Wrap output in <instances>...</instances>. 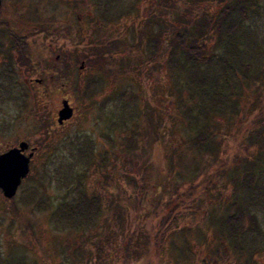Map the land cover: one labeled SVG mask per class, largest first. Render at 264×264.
Segmentation results:
<instances>
[{"label": "rangeland", "instance_id": "1", "mask_svg": "<svg viewBox=\"0 0 264 264\" xmlns=\"http://www.w3.org/2000/svg\"><path fill=\"white\" fill-rule=\"evenodd\" d=\"M91 1L78 0L77 5L85 9L86 2ZM116 1L127 4L133 0H115L114 6ZM151 1V10L158 13L165 28L169 25L170 31L178 27V15H187L184 13L187 0ZM231 1L199 0L194 11L215 13L221 5ZM257 3L258 6L246 10L252 20L245 21L244 26L252 36L264 38V0ZM3 5L20 29L34 25L30 18L23 17L27 13L40 16L39 22L44 26L47 21L61 29L64 21H76V7L68 0L64 3L61 0H5ZM147 6L145 0L135 1L126 14L127 20H123L127 27L122 30L119 20L107 29L105 51L98 62L86 60L87 69L83 73H79L78 62L74 65L62 59L66 63L60 69V76L65 79L58 84L54 81L47 84L53 78L52 73L41 61L45 48L51 43L42 30L29 34L33 39L30 43L36 55L33 58L36 69L25 59L18 60V52L10 51L9 42L0 40L3 45L0 75L13 71L12 85L8 86V79L0 77V152L20 140L38 147L16 194L7 199L0 190V264H202V260L208 264H264V168L263 181L253 194L258 192L259 195L251 200L242 199L243 208L248 209L257 224V229L244 231L242 236H250L249 240L258 235L255 242L258 251L249 260L232 248L228 250V246L220 257L212 252L216 247L223 249L219 243L225 241L221 235L225 232H220L217 217L235 212L227 206L234 201L235 193L228 179L235 174L236 167L239 166V175L247 161L255 160V148L246 149L249 132L259 128L256 112L250 106V95L237 106L236 113L216 118L222 131L219 158L222 163L226 162V167H222L215 186L208 192L195 190L192 197L186 198V187L198 180L193 182L192 178L201 175V164L209 155L204 156L186 143L178 144L188 140L195 131L183 125L175 99L177 95L186 96V105L191 107V114L197 116L200 100L196 99L195 106L188 102V95L164 69V58L146 61L140 55L142 48L139 53L133 50L132 54L123 48L117 50L115 57L121 69L108 68L105 62V58L113 56L115 41L130 42V28L146 25ZM60 44L69 54L72 45L63 40ZM206 44L209 50L221 52L222 42L220 46L219 36L214 32L208 33ZM130 64L134 68H128ZM51 65L54 68L55 64ZM43 72L50 76L44 77ZM35 78L44 79L48 94L33 82ZM94 79L98 91L84 95L82 89ZM252 91L253 86L249 94H253ZM65 97L76 107V113L61 126L57 123V111ZM145 102L155 108L157 119L162 120L168 131L158 142L141 136L143 146L135 155L136 151L132 153L128 149V139L138 130H144ZM261 102H264V91ZM173 150L183 154L181 161ZM79 151L90 160L87 157L76 161L74 155ZM106 155L108 165L99 164ZM235 156L242 163L235 162ZM132 161L137 163L134 168L130 165ZM215 170L216 167H211L206 172ZM75 174L80 176L78 185L89 196L100 197L99 217L89 227H74L58 211L59 204L71 201L77 194L71 179ZM130 178H134L133 186L129 184ZM113 200H121L124 214L115 210L113 216Z\"/></svg>", "mask_w": 264, "mask_h": 264}, {"label": "trees", "instance_id": "2", "mask_svg": "<svg viewBox=\"0 0 264 264\" xmlns=\"http://www.w3.org/2000/svg\"><path fill=\"white\" fill-rule=\"evenodd\" d=\"M3 1V0H2ZM114 1L110 0L113 9ZM135 1L128 2L129 7L135 5ZM188 4L184 7V13L189 15H178L177 28H165L154 10H148L145 17L146 25L143 28L137 26L130 28V42L117 40L113 44V56L106 59L108 68L121 69V63L117 61L115 53L117 50L125 51L128 54L134 50L135 53L140 52L146 61H156L157 58H164L163 67L171 75V79L176 81L177 85L187 94V101L197 105L196 99L200 100V105L197 108V115L191 114V107L186 105V96H176V108L178 107L180 118L183 119L184 124L195 134L188 140L179 141L178 144L186 143L188 146L194 148L201 154L209 155L207 160L201 164L200 176L192 178L194 184L186 187L184 197H192L195 190L201 189V192H208L210 188L214 187L215 181L221 175L222 167H226V162L222 163L219 158V150L221 145L220 121L217 117L224 118L225 115L237 112V106L251 98L250 106L256 112L258 117L257 126L259 128L252 129L249 134V144L246 146L248 150L254 147V159L247 161L242 166L238 175L236 172L228 181L234 186L235 193L233 194L234 201L230 202L229 209H234L233 214L217 217V224L221 235L225 241L220 242V247L212 251L217 257L225 254L226 250L238 252L240 256H247L246 259H251L252 255L256 253L257 246L255 242L259 239L258 235H254L249 240L248 237L242 236L244 231L257 229L254 216L243 208L242 199L251 200L256 195L254 192L263 181L261 172L264 168V102H261V95L264 91V38L252 36L244 26V22L252 17L246 13V10L251 7L258 6L257 0H233L231 2L221 5L215 13L207 10L194 11V7L199 0H187ZM117 2V1H116ZM192 11V12H191ZM194 11V12H193ZM257 14L259 11H256ZM157 13V14H156ZM198 16V17H197ZM212 31L219 36V45L222 42L221 52H213L208 49L206 44L208 33ZM254 38L255 40H251ZM251 44V45H250ZM220 45V46H221ZM250 47V50L248 48ZM98 46L97 57H101L104 47L100 49ZM112 48V46H111ZM10 51L16 50L18 52V60L20 58L28 65L36 69L34 59L31 52V45L27 43H13L9 46ZM100 49V50H99ZM108 49V46H107ZM129 49V50H128ZM132 49V50H131ZM3 50V45L0 44V51ZM142 63H145L144 61ZM21 61V60H20ZM42 64L46 63L45 68H50L52 73L58 71L66 63V61H47L43 59ZM39 61V63L41 64ZM51 63L55 64L54 68ZM76 63V62H75ZM128 68H134V65H128ZM220 71V72H219ZM13 71L7 70L3 72L6 75L0 77L8 79L9 84H13ZM1 73V72H0ZM65 77L54 76L53 80L56 84ZM90 84L82 89L84 95H92L97 92L96 81L90 80ZM253 94H249L248 90L252 89ZM12 87V86H11ZM10 90V89H9ZM96 90V91H94ZM92 91V92H91ZM10 92V91H9ZM48 94V90L45 91ZM145 125L143 132L138 130L132 137L128 139V149L137 155V151L143 145L140 143L141 136H148L154 142L160 141L168 129L160 121L155 108L145 102L143 111ZM173 153L178 156L179 161L184 157L182 153L173 150ZM84 152L79 151L74 159L76 161L89 156ZM73 156V157H74ZM235 162H239V157H234ZM253 158V156H252ZM93 157H91V160ZM90 160V159H89ZM105 157L99 164L104 165ZM263 162V163H262ZM91 162H89L90 164ZM242 163L241 161L238 163ZM132 168L136 167L137 163L130 162ZM211 167H216L215 172L207 173L206 170ZM168 168V165H167ZM173 166H171V169ZM170 170V168H169ZM168 171V170H167ZM260 173V174H259ZM179 174V173H178ZM180 179L183 177L178 175ZM72 185L77 194H74L73 199L67 200L59 204L58 211L65 220L69 221L74 227L94 225L100 213V197L98 195L89 196L86 191L79 186L80 176L75 174L72 178ZM112 184V183H111ZM130 186L134 185V178L129 180ZM163 186V184H161ZM145 187V186H144ZM244 190L246 193H239ZM238 191V193H237ZM173 195V194H172ZM263 196L261 193L260 197ZM240 197V200L238 198ZM69 201V202H68ZM119 201L112 202L113 216L117 213L124 214L125 207ZM222 202L223 199H222ZM46 203H50L48 199ZM65 203V204H64ZM44 204V203H43ZM55 215V212L51 214ZM89 227V226H88ZM178 237L179 234L176 233ZM181 236L186 237L185 231L181 232ZM255 245V246H254ZM228 246V247H227ZM183 252V249L181 250ZM185 253V252H184ZM202 264H208L206 260H202ZM241 264V263H238Z\"/></svg>", "mask_w": 264, "mask_h": 264}, {"label": "flooded vegetation", "instance_id": "3", "mask_svg": "<svg viewBox=\"0 0 264 264\" xmlns=\"http://www.w3.org/2000/svg\"><path fill=\"white\" fill-rule=\"evenodd\" d=\"M63 3L67 0H61ZM69 3L72 4V7H76L74 9L75 11V18L76 21L72 22L69 20H66L62 23L64 26L63 29L60 27H54L51 24H48L47 21L45 23V26L42 25L40 16L35 13L32 14H25L23 17L30 18L33 22H31L32 26L20 29L17 25L15 18L13 19L11 17L10 11L6 12L7 8L3 3L5 0H0V40L9 42V44L15 43H27L28 45H31L30 41L33 39L29 37V34L33 32V30H42L43 33L48 35V39L51 43V46H47L45 48V55L43 59H49L54 61H60V60H69L72 62V64H76L78 62V70L79 73H83L86 71L87 66L85 67L86 60H92V62H95L100 60L99 57L96 56L98 46H101L100 49L103 46V44L107 43V29L110 26H113L115 23H117L119 20L122 21L121 28L122 30L127 27V25L123 22V20H127L126 14L130 11V7L127 4L118 3L113 7L108 4L110 0H92L90 3L86 2L85 9H82V6L77 5L78 0H68ZM121 2L122 0H118ZM147 2V9H153L149 2L152 3L151 0H145ZM156 1V0H155ZM77 5V6H76ZM34 10V7L33 9ZM6 12V13H5ZM118 25V24H117ZM67 41L72 45V49L70 53L64 51V47L61 46L60 41ZM99 49V50H100ZM32 56L34 58L35 53H33L31 48ZM36 56V55H35ZM66 57V58H64ZM41 54H40V60H41ZM76 62V63H75ZM106 62V61H105ZM92 72V71H90ZM44 77L50 76L47 74V72H43ZM61 72L60 70L53 72L51 74V77L53 75L60 76ZM29 81H32V79H29ZM54 80L50 79L48 80V83H53ZM33 82L38 84L40 88H42L43 91L48 90L47 85H45V81L42 78H35L33 79ZM87 84H90L88 81ZM91 85V84H90ZM97 85V84H96ZM95 93V92H94ZM62 99H66L62 98ZM68 100L69 105L73 108V114L72 117L68 120L63 121L60 125L64 126V124L68 123L76 113V107L72 105V103ZM59 111V110H58ZM57 111V113H58ZM58 123V122H57ZM24 140H20L17 143H13L8 145L5 150L0 152V154L8 151L9 149L13 147H18L19 143ZM27 142V141H26ZM28 147L24 150L25 155H29L32 153L30 157V162L33 161V158L35 156V153L37 152L38 147L32 146L29 142ZM106 145V144H105ZM106 154V152H105ZM109 157L105 156V166L108 165Z\"/></svg>", "mask_w": 264, "mask_h": 264}, {"label": "water", "instance_id": "4", "mask_svg": "<svg viewBox=\"0 0 264 264\" xmlns=\"http://www.w3.org/2000/svg\"><path fill=\"white\" fill-rule=\"evenodd\" d=\"M61 104L62 106L57 113L58 124L70 119L73 114V108L67 99H63ZM27 147L28 143L21 141L18 147H13L0 154V190L7 199H11L16 194L22 179L29 172L32 153L29 155L23 153Z\"/></svg>", "mask_w": 264, "mask_h": 264}]
</instances>
